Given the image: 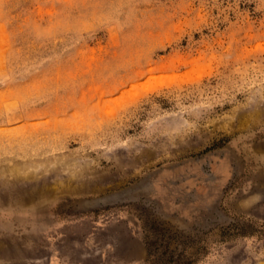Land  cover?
Segmentation results:
<instances>
[{
	"label": "rangeland",
	"instance_id": "obj_1",
	"mask_svg": "<svg viewBox=\"0 0 264 264\" xmlns=\"http://www.w3.org/2000/svg\"><path fill=\"white\" fill-rule=\"evenodd\" d=\"M0 264H264V0H0Z\"/></svg>",
	"mask_w": 264,
	"mask_h": 264
}]
</instances>
